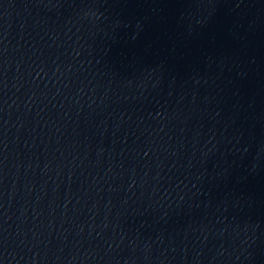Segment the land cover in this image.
<instances>
[{
  "label": "water",
  "instance_id": "95a60500",
  "mask_svg": "<svg viewBox=\"0 0 264 264\" xmlns=\"http://www.w3.org/2000/svg\"><path fill=\"white\" fill-rule=\"evenodd\" d=\"M0 264H264V0H0Z\"/></svg>",
  "mask_w": 264,
  "mask_h": 264
}]
</instances>
